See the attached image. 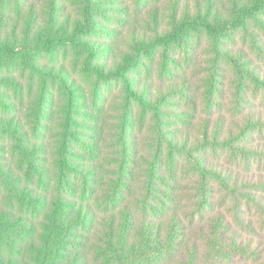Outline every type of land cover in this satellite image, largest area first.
I'll return each mask as SVG.
<instances>
[{"label": "trees", "instance_id": "16d2710c", "mask_svg": "<svg viewBox=\"0 0 264 264\" xmlns=\"http://www.w3.org/2000/svg\"><path fill=\"white\" fill-rule=\"evenodd\" d=\"M65 2L0 0V264H264V209H260L264 200L242 189L236 176L202 160L209 144L231 146L262 125V115L251 109L245 115L247 126L237 135L228 127L229 136L222 138L206 123L200 138L191 141L187 135L179 137L173 125L183 123L187 115L173 97L183 91L137 87L133 74L141 68L142 53L154 56L158 49L175 65L168 51L179 39L187 48L195 35L205 34L219 55L224 39L241 29L257 36L250 23L262 20L264 0H232L226 14L217 0H194L192 5L174 0L166 9L169 30L154 28L149 35L133 32L130 51L109 66L100 63L104 47L92 33L104 27L100 15L109 10L127 14L126 6L120 0H80L70 14ZM158 12L150 11L155 26ZM253 47L264 54L261 40ZM230 61L240 75L245 72L243 78L264 90V73L233 56ZM75 71L86 78L95 75L99 82L121 81L127 108L136 101L145 113L151 112L156 173L153 170L150 181L139 187L147 188L141 200L145 209L120 205L122 193L132 187L123 175L135 173L130 165L118 169L119 182L106 197L108 201L112 196L109 205L103 206L101 196L89 192V182L97 180L98 173L77 148L80 142L84 149L89 144L79 136L82 121L74 115L75 98L84 97ZM26 102L32 103L28 115ZM54 113L57 123L50 129L48 121ZM129 114L124 116L126 124ZM167 125H171L169 134L162 129ZM164 149L170 163L177 164L176 156L186 157L191 166L193 209H178V191L164 188L171 187L166 175L170 181L177 178L176 166L166 173L162 165ZM238 149L248 156L246 147ZM215 182L226 192L223 202L232 201L231 209L212 207ZM247 185L260 186L259 181ZM241 203L258 208L259 225L252 217L254 211L241 209Z\"/></svg>", "mask_w": 264, "mask_h": 264}, {"label": "rangeland", "instance_id": "374dc122", "mask_svg": "<svg viewBox=\"0 0 264 264\" xmlns=\"http://www.w3.org/2000/svg\"><path fill=\"white\" fill-rule=\"evenodd\" d=\"M120 1L126 6L127 14L113 10L104 12L107 14L100 15L104 27L92 33V38L100 42L102 48L104 47L100 53L105 55H101L98 59L106 66L119 60L121 54L130 51L129 39L133 32L145 31L149 35L153 33L154 28L159 31H168L170 28L166 9L174 3V0ZM184 1L191 5L194 3V0ZM79 2L80 0H66L64 7L71 14L76 10L74 4ZM231 3L232 0H217V5L223 8L222 14L226 9L231 8ZM155 10L159 11L157 26L153 23L155 15L150 14V11ZM260 18L262 20L250 23V26L258 31L257 36L246 34L241 29L230 39H224V46L219 55L215 54L209 37L202 34L198 38L195 35L193 42L187 48L179 39L169 49L168 55L175 61V65L164 59L162 50L158 49L154 56H145L142 53L138 60L141 68L133 74L136 86L162 93L170 92L173 88L183 91L182 95L173 94V97L178 102L179 108L187 115L183 116V123L180 121L170 123L175 126L179 137L187 135L191 141L199 137L206 123H209V127L214 130H219L220 138L223 135L229 136L226 132L228 127L232 129L233 135H237L242 127L247 126L245 115L250 114L251 109L260 113L262 125L257 129L252 128L247 136L241 137L231 146L224 148L217 143L215 147L209 144L202 153V160L210 167L222 171L223 174H231L232 178L236 176L242 189L257 193V196L264 200V90L256 88L249 79L243 78L246 76L245 72L243 76L240 75V71L230 61V57L233 56L240 62L244 60L252 63L260 73H264V54H259L253 47L258 39L264 44V10L261 11ZM105 45H108V48ZM45 61L44 59L43 62ZM73 75L84 93V97L75 98L77 112L74 115L82 121L79 128L83 132L79 136L89 144L84 149V145L78 141L80 144L77 148L86 155V161L97 166L98 173L97 180L89 182V192L93 191V195L101 196L99 202L103 206L109 205L112 196L108 201L106 197L112 195L116 182H119L118 169L122 165H130L135 173L123 175L125 181L132 187L124 190L120 205L131 207L132 204L134 209H145L141 200L147 196V188L139 189V187H144L150 181L148 177L153 170L156 173L154 168L156 149L154 137L156 136L149 120L151 112L147 110L145 113L136 101H133L131 108H127L126 94L122 89L121 81L99 82L95 75L86 78L80 71H75ZM209 91L211 96L208 94ZM82 92L79 91L81 94ZM30 102L28 104L26 102V107L29 106L26 109L27 115L31 112ZM128 112L130 119L126 124L124 116ZM57 117L58 114L54 113L49 121L45 120L48 121L50 129L57 123ZM27 118L31 119L32 116ZM162 129L169 134L171 125ZM46 135L48 136L49 132ZM124 137L128 138V142L123 141ZM251 146L254 147L253 151ZM238 147H246L249 151L248 156L242 154ZM176 157L177 164L170 163L164 149L162 165L166 173L176 166L174 171L177 177L176 181H170L166 175L165 180L171 187L164 186V188L178 191L176 203L178 209H193L195 188L191 166L185 161L186 157ZM257 181L260 186L247 185L251 182L256 184ZM213 188L215 196L212 207L226 209L229 206L228 209H231V200L227 198L223 202L226 192L222 186L215 182ZM186 198L189 200L186 201ZM240 205L241 209L254 211L252 217L259 225L256 217L258 214L255 212L258 208L254 204ZM260 209H264V205ZM262 218L264 219V214Z\"/></svg>", "mask_w": 264, "mask_h": 264}]
</instances>
